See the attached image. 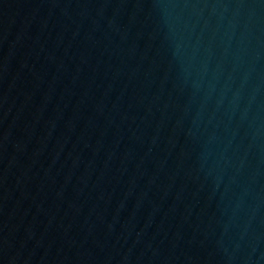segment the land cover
Masks as SVG:
<instances>
[{"label":"water","instance_id":"95a60500","mask_svg":"<svg viewBox=\"0 0 264 264\" xmlns=\"http://www.w3.org/2000/svg\"><path fill=\"white\" fill-rule=\"evenodd\" d=\"M0 264H264V0H0Z\"/></svg>","mask_w":264,"mask_h":264}]
</instances>
